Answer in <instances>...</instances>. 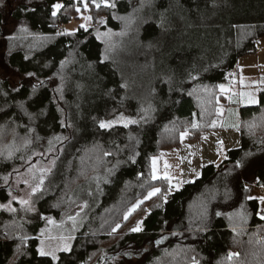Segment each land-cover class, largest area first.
Returning <instances> with one entry per match:
<instances>
[{"label": "trees", "instance_id": "1", "mask_svg": "<svg viewBox=\"0 0 264 264\" xmlns=\"http://www.w3.org/2000/svg\"><path fill=\"white\" fill-rule=\"evenodd\" d=\"M6 8L0 3L1 200L40 142L69 133L77 143L35 222L0 212V264H264V195H250V186H264V87L258 104L240 107L241 147L222 163L180 189L152 170L182 134L199 140L216 129L221 86L264 36V0H19ZM84 11L94 27L62 33ZM11 22L28 32L5 43ZM98 28L119 35L104 42ZM119 115L136 122L100 127ZM80 193L89 211L70 250L41 255L56 238L42 231L44 217L60 220Z\"/></svg>", "mask_w": 264, "mask_h": 264}, {"label": "rangeland", "instance_id": "2", "mask_svg": "<svg viewBox=\"0 0 264 264\" xmlns=\"http://www.w3.org/2000/svg\"><path fill=\"white\" fill-rule=\"evenodd\" d=\"M39 2H42V0H25V3L28 5H34ZM0 3L7 5L6 9L8 10L17 6L19 0H0ZM11 23L12 24H10L8 28L9 31L7 32V36L2 38V41L5 43L12 41L14 38H19L23 36L25 32H28L25 23ZM102 23L104 22L100 20L99 24L101 25ZM80 26L86 28L94 27L92 16L86 11L79 14L78 20L72 21L68 26L63 27L65 30H63L62 33L67 32V34H69L76 32ZM60 28H62V26ZM97 35L104 42H110L119 35V33L116 34L110 29L101 30L98 28ZM257 49H261L264 53V36L259 39ZM4 77L7 78V76ZM222 86L224 90H221V93H226L227 96L226 98H221L222 106L220 110H222V108H229V112L226 118L216 119L214 127L216 129L235 128L233 124L237 121L233 118L236 115L239 120V113L233 107L255 105L259 102V92L264 86V54L262 58L258 57L256 54H249L242 57L239 60L237 67L229 74L227 82ZM221 114L222 111H220V115ZM106 122H111L107 128H112L115 126L135 123L136 119L127 115H119ZM184 134L185 135H181L177 148L164 150L159 156L152 159L153 176L155 178H164V176L168 177L169 181H171L177 189H180L183 185V182L181 181V170H184V168L187 169L185 164H183L182 167L180 166V151L182 149L183 139H185L186 134L190 139L188 133ZM68 138L69 133L62 135L59 134L51 136L45 141L39 143V150H36L25 162L27 163L26 165L30 163L33 164L28 166V168L24 169L21 173L14 175L10 181L9 179L5 181L4 186L7 187V200L6 202H3L0 198V212L15 215L24 222L33 223L37 220V217L39 216L38 207L40 202L56 192L62 175V164L76 146L77 141H70ZM200 140L202 139L192 141ZM227 153L228 152H226V156ZM35 158L39 159L34 162L33 160ZM224 160L221 159L218 164L222 163ZM155 163L157 166H155ZM158 163L161 166L160 169L158 168ZM208 166L206 165L205 167ZM41 175H43V184L40 185V190L33 192V189L39 184ZM202 175L203 171L201 176ZM260 186L261 185L258 187L250 186V195L253 196L255 191H259V193L264 195L259 190ZM85 195H83L84 198H82L81 194L79 198L73 200L60 220L55 219L53 216L44 217L42 231L56 237H49L50 241H46V243L44 242V252L56 257L59 252L70 250L72 246V240H70V238L80 230L89 211ZM21 201H28L29 203L24 204L21 203ZM59 235L71 236L57 237ZM43 240L49 239L43 238ZM65 245H67V250H65ZM230 254H232V252Z\"/></svg>", "mask_w": 264, "mask_h": 264}, {"label": "crops", "instance_id": "3", "mask_svg": "<svg viewBox=\"0 0 264 264\" xmlns=\"http://www.w3.org/2000/svg\"><path fill=\"white\" fill-rule=\"evenodd\" d=\"M259 50L260 53L255 51L252 54H256L258 57L262 58L264 53L261 49ZM226 96V93L224 94L222 92V97L226 98ZM244 106H234L233 108L239 113L240 107ZM221 111L222 114L219 118H226L229 108H222ZM233 119L237 121L235 124H233L235 128H219L211 130L205 133L201 138L202 140L200 141H192L186 134L185 139H183L182 149L180 151V166L182 167L183 164L187 166V169L184 168V170H181V181L183 182V185L201 178L203 168L206 165H217L221 159H227L228 155L226 156V152L234 151L241 147V136L239 131L240 114L239 120L236 115ZM155 166H157L156 163ZM160 167L161 166L158 163V168L160 169ZM164 178L169 180L168 177L164 176Z\"/></svg>", "mask_w": 264, "mask_h": 264}, {"label": "snow or ice", "instance_id": "4", "mask_svg": "<svg viewBox=\"0 0 264 264\" xmlns=\"http://www.w3.org/2000/svg\"><path fill=\"white\" fill-rule=\"evenodd\" d=\"M57 8L60 7V5H56ZM221 90L223 91V86H221ZM255 102V101H253ZM111 122H101L100 127L101 128H105L108 127L110 125ZM195 126V125H194ZM185 135V134H182ZM59 139V138H58ZM26 143H30V141H26ZM51 143V142H50ZM47 171V170H45ZM155 178V177H154ZM43 184V175H41L40 180H39V184L36 186V188L33 189V192L40 190V185ZM160 191L159 188L154 189L152 192L148 193V197L150 198L151 196L155 195L156 193H158ZM262 203H264V199L261 200ZM21 203L24 204H28V201H21ZM86 206V205H85ZM262 219H264V216H261ZM115 230V229H114ZM133 231H139V228H134ZM65 250H67V245H65ZM40 254L41 255H47L48 253H45L43 248L40 249Z\"/></svg>", "mask_w": 264, "mask_h": 264}, {"label": "built area", "instance_id": "5", "mask_svg": "<svg viewBox=\"0 0 264 264\" xmlns=\"http://www.w3.org/2000/svg\"><path fill=\"white\" fill-rule=\"evenodd\" d=\"M256 51H257L258 53H260V50H259V49H257ZM259 190H260V192H262V193L264 194V186L261 185V186L259 187ZM261 241H262V239H261Z\"/></svg>", "mask_w": 264, "mask_h": 264}]
</instances>
